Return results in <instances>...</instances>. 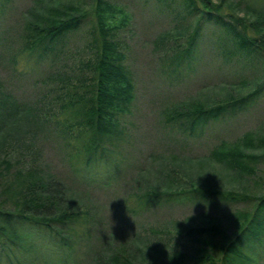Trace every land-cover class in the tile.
<instances>
[{
    "label": "trees",
    "instance_id": "obj_1",
    "mask_svg": "<svg viewBox=\"0 0 264 264\" xmlns=\"http://www.w3.org/2000/svg\"><path fill=\"white\" fill-rule=\"evenodd\" d=\"M154 1L158 3L157 8L161 6L169 12L181 10L190 17L186 26L173 33L165 31L158 37V42L173 34L184 38L161 56L163 71L168 76L188 75L184 70L192 68L199 55L200 42L206 38L215 44L220 59H245L252 67H259L253 79L222 83L213 98L188 99L168 107L164 111V122L185 134L194 135L195 130L199 132L198 129L211 120L234 115L264 95V9H255L243 0L233 3L226 0ZM84 4L83 0H57L50 7L30 9L18 37V50L10 59L15 70L17 55L34 62L49 55L55 57L63 48L66 35L79 29L92 13L94 28L91 32L94 31L96 36L92 37L91 44L95 50L83 62L87 72L81 68L79 77L69 76L74 81L66 79L55 87L69 98L61 104L69 108L66 118L61 120L38 107L21 108L0 84V146L6 148V139L13 133L15 124L18 125L15 133L21 136L17 138L23 143L33 140L31 136L35 139L33 129L38 132L43 128L44 137L52 132L65 146L64 154L72 172L68 179L70 184L37 158L20 166L17 163L27 160L26 156L16 159L7 153L0 155V264L2 261L21 264L17 252L19 249L25 251L32 243L43 249L45 255L41 258L50 264L71 259L79 233L81 237L85 234L80 228L90 230L93 224L98 225L91 207L82 199V186L98 180L89 168L101 161L104 166L99 175L103 178L102 184L109 185L122 167V157L115 147L123 140L125 127L121 115L131 109L134 83L124 63L120 42L113 39V33L116 27L126 24L128 14L109 0H93L92 9H87ZM238 10L242 11L241 15ZM118 13L119 20L116 21ZM207 24L215 28L211 31L207 28L210 37L203 34ZM38 113L42 115L41 121H37ZM14 141L18 142V139ZM8 144V149L17 153L10 148L13 143L8 141ZM256 149L261 152L253 153ZM263 157L264 133L246 131L233 141H221L210 150L208 158L197 163V168L212 172L213 185H207L206 190L197 181H192L189 188H181L183 181L170 176L165 189L148 186L139 193L128 194L121 207L135 215L188 197L212 205L219 201L252 200L253 207L235 214L226 226L221 221L216 222L212 215L202 213L206 217L202 221H209L206 224L187 219L189 223L175 222L174 229H166L168 235L181 234L190 244H172L169 240H152L149 236L135 237L127 244L106 241L97 252L93 251L90 264H255V258L264 255V178L257 176L256 183L260 186L257 195L222 188L215 178L220 169L230 179L249 180L255 175V163ZM171 173H176L174 168H170L165 176ZM111 191L112 188L105 190ZM124 222L130 224L127 219ZM54 257L57 259L52 261Z\"/></svg>",
    "mask_w": 264,
    "mask_h": 264
},
{
    "label": "rangeland",
    "instance_id": "obj_2",
    "mask_svg": "<svg viewBox=\"0 0 264 264\" xmlns=\"http://www.w3.org/2000/svg\"><path fill=\"white\" fill-rule=\"evenodd\" d=\"M55 1L57 0H0V84L6 93L16 99L21 108L38 107L40 111H47L51 113L50 115L63 120L69 114V108L61 104L69 98L55 87L63 84L66 79L74 81V78L69 76L79 77L81 68L84 73L87 72L83 62L91 57L95 50L91 44L96 36L94 31L91 32L94 28L92 13L89 14V20L84 21L79 29L66 35L64 46L55 57L49 55L40 62H34L26 61L23 56L17 55L15 70L10 62L18 50V37L28 11L32 8L50 7ZM77 1L79 0H74ZM83 1L87 9H92L93 0ZM109 1L123 8L128 14L126 24L114 30L113 39L120 42L124 63L130 70L134 83L131 109L121 115L125 127L123 140L115 147L122 157V167L118 177L115 176L109 185L102 184L103 178L99 173L102 175L101 169L104 165L101 161L95 162L89 168L91 174L98 177V180L82 186L84 187L82 199L84 204L91 207L98 225L93 224L90 230L80 228L85 234L81 237L79 233L77 237L74 258L61 261V264H90L93 251L97 252L106 241L114 243L117 240L127 244L135 237L149 236L153 237L152 240L166 239L172 244H190L181 234L168 235L166 229H174L177 226L175 222L189 223L186 222L187 219L196 224H206L209 221H202L206 218L202 213L212 215L216 222L221 221L226 226L235 214L251 210L253 207L252 200H237L229 203L219 201L216 205H212L192 197L164 203L158 209L142 211L138 213L139 215L127 212L121 207L122 200L128 194L139 193L144 187L155 186L158 189H165V185L170 182L167 180L170 176H174L180 182L183 181L181 188H189L192 181L201 184L203 190L207 189V185H213L211 170L202 171L201 168H197V163L208 158L210 150L221 141H233L246 131L264 133V95L234 115L211 120L198 129L199 132L195 130L194 135L174 129L164 122L165 109L188 99L213 98L222 83L241 78H255L259 71L258 65L254 68L245 59L234 57L230 60L220 59L222 57L217 55L215 44L209 43L211 40L206 38L200 42L199 55L192 68L184 70L188 75L168 76L163 71L161 56L170 50L168 48L171 45L183 42L184 38L173 34L167 36L168 38L163 42H158V37L165 31L173 33L174 30L186 26L190 17L177 9L169 12L168 9L164 11L159 6L161 8L159 10L158 3L154 0ZM235 1L237 0H226L227 3ZM243 1L248 2L255 9H264V0ZM243 9L247 10L246 8L241 10ZM238 12L239 15L242 14V11L238 10ZM115 18L116 21L119 20V13ZM207 28L210 31L215 28L210 24L205 25L203 34L210 37ZM216 34L218 35L217 31ZM41 120L42 115L38 113L37 121ZM14 126L13 133L7 137L6 143L8 147V141L13 143L10 148L17 153H12L7 146L5 148L1 145L0 155L7 153L16 159L26 156L27 160H20L17 163L20 166H26L32 163V158H37L71 184L72 182L68 181L72 173L71 166L67 162V155L64 154L65 146L62 145L61 140L52 132L44 137L42 128L38 132L33 129L35 139L30 135L33 140L23 143L22 139L17 138L21 136L15 133L18 125ZM15 139H18V142H15ZM260 152L259 149L253 151V153ZM190 160L194 163L188 162ZM17 164L14 166H18ZM255 167V175L246 181L233 177L230 179L216 168L219 173L215 178L216 182L222 185V188L229 187L230 190L238 193L257 195L260 190V186L256 183L257 176L260 179L264 178V157L255 163ZM170 168H174L176 173L165 176ZM71 187L78 190L75 186ZM109 188H112V191L105 192ZM125 219L130 224L125 225ZM17 253L21 264H50V261L41 258V255H45L43 249H39V246L33 243L26 246L25 251L19 249ZM56 259L54 257L52 261ZM1 264L9 263L2 261ZM255 264H264V255L259 259L255 258Z\"/></svg>",
    "mask_w": 264,
    "mask_h": 264
}]
</instances>
